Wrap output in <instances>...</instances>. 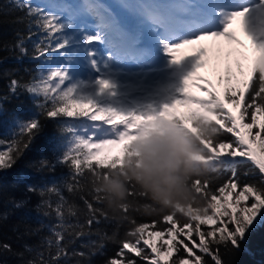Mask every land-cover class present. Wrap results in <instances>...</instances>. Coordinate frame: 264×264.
Listing matches in <instances>:
<instances>
[{
  "label": "snow or ice",
  "instance_id": "1",
  "mask_svg": "<svg viewBox=\"0 0 264 264\" xmlns=\"http://www.w3.org/2000/svg\"><path fill=\"white\" fill-rule=\"evenodd\" d=\"M15 3L18 8L27 9L29 29L27 35L17 33L13 45L18 51L16 58L30 55L26 41H32L31 58L42 61L44 67L29 82L10 80L9 91L16 95L23 89L32 97L37 112L24 119L17 117L12 138L0 140V171L12 168L30 148L44 127L42 116L55 121L66 138L54 147L52 159L40 161L41 168L55 173L58 165L65 166L69 191L80 178L90 177L95 199L101 201L104 197L97 186L99 176L122 171L131 158L141 155V146L154 137L169 132L188 135L201 150L194 158L207 167L204 178L191 181L194 198L162 211L166 230L149 232L147 239L144 233L149 225L133 222L128 238L120 242L116 253L120 259L109 258L103 264H137L133 255L127 253L146 264H168L174 252L191 254L196 264H203L202 257L193 252L186 240L212 255L214 264H222L218 252L211 251L209 240L239 248L253 225L264 223V0H181L180 15L173 11L175 3L129 0L122 5L127 14L119 19L91 0L80 4L34 5L32 0ZM86 15L95 16L99 22L89 24L82 19ZM237 18L259 56L253 59L246 78L235 85L231 67L226 68V74L218 77L225 84L221 96L212 80L197 75L205 63L201 57L208 49L201 46L180 58L176 53L186 45L209 38L242 44L230 28ZM96 44H103L105 49L101 51ZM57 54L59 58H55ZM236 65L243 75L239 59ZM193 87L205 95H196L190 90ZM180 107L186 110L180 111ZM114 149H118L115 154ZM243 163L258 169L259 185L241 183L237 166ZM220 167L230 169L231 176L212 189L208 173ZM59 183L53 175L44 186L26 187L27 192L41 198L36 211L45 217L54 212L58 223L49 226L51 236L46 241L49 247L55 245V254H50V259L41 254L39 260L28 259L22 264H71V258L77 256L84 259L74 264H91L87 259L90 255L102 254L103 243L93 242L94 252L88 253L69 252L64 244L72 225L65 221ZM49 194L59 197L55 206L45 199ZM131 195L129 191L128 196ZM85 204L89 212L87 224L91 226L97 221L98 209L87 200ZM26 205L25 199L14 201L16 209ZM129 208V204H124L120 210L126 214ZM178 213L185 217L183 222ZM205 225L214 227L201 230ZM165 235L168 238L157 246L152 238ZM0 248L11 251L7 243L0 244ZM172 264L191 261L181 255Z\"/></svg>",
  "mask_w": 264,
  "mask_h": 264
},
{
  "label": "trees",
  "instance_id": "2",
  "mask_svg": "<svg viewBox=\"0 0 264 264\" xmlns=\"http://www.w3.org/2000/svg\"><path fill=\"white\" fill-rule=\"evenodd\" d=\"M59 2L61 0H54ZM76 3L78 0H67ZM34 5H41L36 0H32ZM27 9L18 8L15 0H0V140L8 141L12 138L15 131L14 121L17 117L24 119L30 114H36L32 97L19 89L16 95L9 91L10 80L19 79L22 83L29 82L36 77L44 67L40 60L31 58L33 48L32 41H26L29 49V56L17 59L18 51L13 45L17 39V33L27 35L28 18ZM33 25V31H35ZM36 37H33L35 40ZM254 49V46H253ZM58 57V54H57ZM55 57V58H57ZM203 60V59H202ZM197 75L207 76L203 67L197 70ZM200 83H204L200 81ZM195 87L190 90L193 91ZM223 96V93H221ZM180 111L186 109L180 107ZM44 125L39 135L34 139L30 148L17 160L12 168L0 171V244H10L11 251L0 248V264H22V261L28 259L39 260L41 254L44 259H50L55 254V245L51 247L47 244V239L51 236L50 225L57 224L55 213L50 216H43L36 211V204L41 199L34 193L26 191L28 185L37 187L44 186L50 182L53 175L59 178V187L64 197V211L66 224L72 225L66 233L64 244L67 245L69 252L83 251L94 252L93 242L103 243L102 254L94 253L87 259L91 264H103V261L115 257L119 250L120 242L127 237V234L135 224H147L149 227L145 232L165 231L168 226L163 221L162 211L144 212L139 210L137 205L148 203L144 196L137 192L135 185L129 188L133 195L129 196L131 207L125 214L121 210L114 212L104 202L97 201L91 178H80L77 186L69 191L65 180L69 176L68 169L63 165H58L55 173H50L47 168H41L42 159H52L53 149L57 143L64 140L55 121L40 117ZM167 134L154 137L141 146V155L137 158V165L141 162L142 151H146L148 146L155 141H164ZM229 136L231 134H228ZM3 145H0L2 148ZM132 159V158H131ZM130 159V160H131ZM237 174L241 183H251L259 185V172L251 163H243L237 166ZM231 176V170L224 167L218 168L214 172L208 173L210 187L215 189L221 186ZM239 188L236 190L238 192ZM227 193V190H226ZM225 193V194H226ZM25 199L27 205L24 209L14 208V201ZM45 199H50L53 206L59 202V197L55 194H49ZM235 197H233V200ZM85 200L91 202L94 208L98 209L96 213L97 221L91 226L87 224L89 212ZM252 198L250 197V202ZM248 202V203H250ZM71 209V212L68 209ZM181 222L185 217L177 214ZM153 221L157 223L153 225ZM180 226V225H178ZM213 226H202L203 231L210 230ZM27 229V231H26ZM76 232H83L85 235L76 236ZM145 234V233H144ZM196 243H199L198 236L194 233ZM189 247L193 248L196 255L202 257L203 264H214L212 255L205 254L196 248L191 242ZM175 243V242H174ZM160 243H157L159 246ZM177 247H181L177 245ZM209 247L212 252H218L222 264H264V223L254 224L248 231L245 239L240 243L239 248H234L230 243L216 244L209 240ZM22 254V255H21ZM51 254V255H50ZM137 264H146L139 257ZM186 255L191 264H196L195 257L184 252L175 253L169 258L168 264L177 256ZM81 257H72L71 264Z\"/></svg>",
  "mask_w": 264,
  "mask_h": 264
},
{
  "label": "clouds",
  "instance_id": "3",
  "mask_svg": "<svg viewBox=\"0 0 264 264\" xmlns=\"http://www.w3.org/2000/svg\"><path fill=\"white\" fill-rule=\"evenodd\" d=\"M195 140L183 133L169 132L164 141H155L142 151L141 162L133 157L122 171L99 176L97 186L104 202L114 212H119L129 201V184L148 203L137 205L144 212L166 211L176 204L190 202L195 193L191 181L207 175L206 165L194 158L200 153Z\"/></svg>",
  "mask_w": 264,
  "mask_h": 264
},
{
  "label": "rangeland",
  "instance_id": "4",
  "mask_svg": "<svg viewBox=\"0 0 264 264\" xmlns=\"http://www.w3.org/2000/svg\"><path fill=\"white\" fill-rule=\"evenodd\" d=\"M164 1H167V0H164ZM39 2L42 3L43 5L47 4V0H39ZM91 2L97 3L95 2V0H91ZM100 2H98V4L103 5L104 9H108V5L106 3L104 2L100 3ZM122 9L127 13L126 9L124 8ZM111 13L113 14V12ZM116 16L119 19L120 16L119 15H116ZM84 17L85 18L83 19L87 20L88 23L91 25H95L99 22L95 16L88 15ZM237 19L240 20L239 18ZM233 23H235V21H233ZM238 39L242 41L243 43L237 44L236 42H229L225 40L224 38H220L218 40H213L209 38L206 40L205 43L199 42L197 44L186 45L185 47L177 51L176 56L177 58H180L182 56L191 55L192 53L196 52L201 46L208 49L207 53L201 57V59H203V61L205 62L203 68L205 69L208 78L212 80L213 85L215 86L216 90L219 91L220 93H223L225 84L220 82L218 80V77L226 74V71H225L226 68H228L229 66L231 67L232 75H233L232 84L235 85L239 81H242L243 79L246 78L250 70L253 59L259 56V53L253 49L252 42L249 39V37L245 35L244 31H242V35L240 37L238 36ZM96 45H101V44H96ZM230 52L232 53L231 55H229ZM237 59H239L240 63L243 66V75H241L239 69L237 68V65H236ZM131 67L133 68V70H137L136 66L132 65ZM192 92H194L196 95H201V96L205 95V93L201 92L200 89L198 88L194 89ZM228 107L232 108V105L229 104ZM233 111H236V109L233 108ZM117 151L118 149H114L113 154H115ZM249 202H250V198H249ZM261 216H264V211L261 212ZM148 233L149 232L145 233L144 235L145 239L148 238ZM167 238H168L167 235H165L163 238L153 237L152 239L156 244L157 243L161 244L163 243V240Z\"/></svg>",
  "mask_w": 264,
  "mask_h": 264
},
{
  "label": "bare ground",
  "instance_id": "5",
  "mask_svg": "<svg viewBox=\"0 0 264 264\" xmlns=\"http://www.w3.org/2000/svg\"><path fill=\"white\" fill-rule=\"evenodd\" d=\"M160 2H163L160 0ZM47 3H48V0H47ZM163 3H175L177 5V7L173 10L174 13L176 15H180V10H179V4L181 3V0H171L169 2H163ZM234 6V5H233ZM88 16V15H87ZM85 20V19H84ZM235 23H233V25L230 27L232 31H234L236 33V36L240 37L242 35V31H243V28H242V24H241V20H234ZM88 22V21H87ZM207 40V39H206ZM206 40H203V41H200L202 43H205Z\"/></svg>",
  "mask_w": 264,
  "mask_h": 264
}]
</instances>
